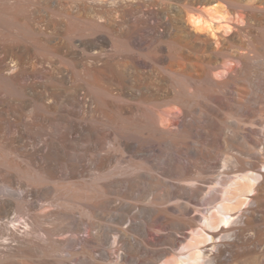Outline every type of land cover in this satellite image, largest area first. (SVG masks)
<instances>
[{"label":"bare ground","instance_id":"6f19581e","mask_svg":"<svg viewBox=\"0 0 264 264\" xmlns=\"http://www.w3.org/2000/svg\"><path fill=\"white\" fill-rule=\"evenodd\" d=\"M0 264H264V0H0Z\"/></svg>","mask_w":264,"mask_h":264},{"label":"rangeland","instance_id":"374dc122","mask_svg":"<svg viewBox=\"0 0 264 264\" xmlns=\"http://www.w3.org/2000/svg\"><path fill=\"white\" fill-rule=\"evenodd\" d=\"M178 120H180V117H178ZM164 126H165V127H170V126L168 125V122H165ZM70 236H71V235H70V234H68V236H67V237H70ZM82 237H86V234H85V235H83Z\"/></svg>","mask_w":264,"mask_h":264}]
</instances>
